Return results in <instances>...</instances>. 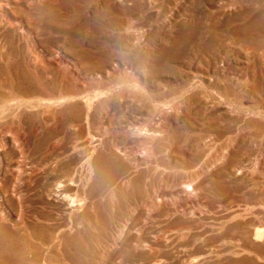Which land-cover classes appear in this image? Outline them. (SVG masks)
Returning <instances> with one entry per match:
<instances>
[{
  "label": "rangeland",
  "instance_id": "rangeland-1",
  "mask_svg": "<svg viewBox=\"0 0 264 264\" xmlns=\"http://www.w3.org/2000/svg\"><path fill=\"white\" fill-rule=\"evenodd\" d=\"M19 7L9 18L21 17L33 35L5 25L0 264L21 255L46 264H143L146 251L136 245H177L180 225L189 228L179 255L192 264H264V0ZM79 85L89 89L86 103L84 94L65 91ZM58 103L54 112L73 123L57 142L67 150L54 174L40 170L34 178L31 163L44 160L49 137L19 130L28 144L22 149L1 125L20 118L34 128ZM46 164L54 167V159ZM70 170L82 173L90 197L78 210L53 193ZM175 177L193 178L198 189L186 185L187 196ZM16 190L45 193L42 203L19 207ZM152 194L149 205L144 198ZM54 223L64 230L59 238L48 229Z\"/></svg>",
  "mask_w": 264,
  "mask_h": 264
},
{
  "label": "bare ground",
  "instance_id": "bare-ground-1",
  "mask_svg": "<svg viewBox=\"0 0 264 264\" xmlns=\"http://www.w3.org/2000/svg\"><path fill=\"white\" fill-rule=\"evenodd\" d=\"M55 0H0V56L1 53L4 50V47L2 45V42L4 40V36L7 33V27L11 28V27H16L19 26L21 28V30H23V32H28L31 36L33 35V28L32 27H25L24 26V20L21 17H10L9 15L12 14L13 10L15 9V7L20 8V6L24 7L25 10L27 11H34V10H38L40 9L43 5L48 4L49 2L53 3ZM14 6V7H13ZM2 25V26H1ZM5 25L7 27H5ZM27 25V24H26ZM25 27V28H24ZM30 63L33 62V60H29ZM42 66L41 62L37 63V60L35 62H33V69L34 66ZM38 71V70H37ZM39 73V71H38ZM65 78L61 79V82H65ZM81 86V85H79ZM88 90L85 86H81L80 88H77L75 86H71L70 88L66 89L65 91H69L71 92H75V93H79V94H84L83 99H85L83 102L87 101L86 99L89 98L88 96ZM49 96H52L51 94H48ZM86 103V102H85ZM60 103L57 104V106L53 109V110H46V115H41L40 120L35 124L34 128H30L27 127L26 124L23 122V120H21L20 118H17L15 122H11L9 124H4L1 125V131L5 133L8 132H12L14 135V138L16 139H20L22 142V149H25V147L28 146L27 142L23 139L22 136H20L19 130H28L30 133H32V131L34 133H37L39 130L45 134V136L49 137V141L52 142L51 144L48 145V147L45 149V158L44 160L38 161V162H34L31 163V175L34 176V178H37V172L40 170H43L45 172H49L54 174L56 172V170H58L57 168V156L59 154L64 153L67 150V146L64 150H61L62 148L59 147L57 145V142L61 141L63 139V134H66V131L69 129L70 124H73L71 121H68L67 118L64 117H58L57 114L54 112V110L58 109ZM62 109V108H61ZM60 110V109H59ZM17 112H20L19 109L17 110ZM59 113V111H58ZM7 113H3V115L0 116V119H3L4 116ZM60 115V114H59ZM1 123V121H0ZM12 125V126H11ZM43 128H49L51 130L54 131H48L47 129L43 130ZM32 131H30V130ZM53 135V136H52ZM74 136V134H73ZM71 137L70 139H74V137ZM12 144L14 145V143L12 142ZM1 147V146H0ZM122 149L120 147H117V150ZM125 151V150H124ZM50 156H54L50 157ZM54 159V167H50L48 164H46L47 161ZM67 162V161H66ZM86 162H88V158L86 159ZM17 165H19L18 163H16ZM81 171H84L85 174L88 173L89 171L86 169H80ZM75 171L74 170H70L67 178L64 180H58L55 182V184L53 185V193L56 195H59L61 198H58L60 200L65 199L66 203L68 204L69 207H71V209L73 210L75 207H77L76 209L78 210L82 204H85L87 200H90V197L86 195V192L84 191L86 183L82 182V180H84V176L82 175V173H78L77 175H75ZM203 174L204 172H201L199 175L195 176V178L200 179L201 181L203 180ZM173 180L175 182H177V180L179 181V177H175V179L173 178ZM180 183H182L181 181H179ZM197 183L195 180H193V178H189V180L186 183H182L180 185V189L181 192L186 193V195L188 196V191L186 189V185L187 186H191V190L192 191H196L197 188ZM179 187V185L176 183L175 187ZM82 189V192L84 194L79 195L80 190ZM19 191V190H18ZM16 190V194H15V201L17 203V205L19 207H22V200H25L27 202H29L30 204L34 205V204H38V203H42L41 201V195H44L45 192H41L39 191L38 193L40 195L37 196L38 193H35L33 196H26V193L22 196L21 195V191L18 192ZM70 191H72V193H70ZM41 192V193H40ZM155 195L152 194V196L147 195L146 198H144V202H147V204L152 205L153 202H155ZM255 209V207H249L246 208L244 211H253ZM178 211V210H177ZM192 213V211L190 212ZM183 214L184 212H182L181 217H179L176 221H179L180 223L184 220L183 218ZM41 216L43 218H41V220L45 221V216L43 214H41ZM24 219L21 218L19 220V227H21L24 224ZM182 224V223H181ZM33 228V227H32ZM32 228H27V229H23L21 235L25 236L29 230H31ZM175 230H183L180 235H179V239H180V243H178L177 245H173L171 247L165 245L161 239H157L156 241L153 242H144L143 245H136L137 247H140L142 250H145L146 254L144 255V257L142 258L143 264H178V262L180 261H185V264H192L194 261H192L190 259V257H188L186 254L183 255V257H181V255H179V253L181 254L182 252L185 253L187 252V247H188V243L185 240V232L184 230H187L189 228V226H175L174 227ZM173 228V229H174ZM48 229L51 230L52 232H56V236L57 238L60 237V234L64 231L62 226L59 223H54L52 225H48ZM255 233V237H260L261 234L258 230L254 231ZM176 237V236H175ZM264 237L261 236V240ZM174 240V238H172ZM172 248V251H170V249ZM193 259V258H192ZM56 262H58L57 259H54ZM30 262H32L33 264H46L45 262H41L40 259H36L35 257H22L21 256H15L13 258L12 264H30ZM58 264H60V261L58 262Z\"/></svg>",
  "mask_w": 264,
  "mask_h": 264
}]
</instances>
